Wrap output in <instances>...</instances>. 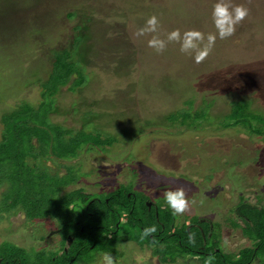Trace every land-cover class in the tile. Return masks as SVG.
Here are the masks:
<instances>
[{
    "label": "rangeland",
    "instance_id": "obj_1",
    "mask_svg": "<svg viewBox=\"0 0 264 264\" xmlns=\"http://www.w3.org/2000/svg\"><path fill=\"white\" fill-rule=\"evenodd\" d=\"M228 2L248 8L249 15L230 38L217 36L211 54L196 63L194 56L180 52L179 43H169L158 54L148 41L152 35L166 39L175 29L181 34L216 33L212 12L217 0H0V117L21 102L37 106L55 57L67 53L68 65L79 66L88 83L78 88L72 80L62 86L50 100L55 106L50 121L76 131L98 132L113 142L82 151L71 161L42 160L41 168L51 173L48 182L66 187L65 192L83 188L93 198L116 189L115 200H120V189H136L134 213L141 219L129 218L130 211L116 202L111 212H116L114 230L100 233L111 245L100 248L101 241L83 250L74 257L75 264H101L98 254L113 256L118 237V249L128 245L121 264H201L203 260L230 264L240 248L253 244L245 236H255L243 226H234V221L242 223L235 213L241 198L264 206V133L232 126L227 113L233 101L247 99L264 116V0ZM152 15L160 21L158 32L137 37V30ZM171 115L196 128L174 124ZM1 127L0 122V134ZM179 186L188 189L190 209L177 219L193 224L197 216L210 218L207 223L196 222L204 228L210 224V242L220 239L223 227L218 247L231 252L223 261L212 255L197 258L180 246L181 256L175 262L151 258L149 248L160 251L158 246L147 247L142 255V242L150 244L142 224L151 220L138 205L149 197L162 209L167 205L163 193ZM56 222H31L22 212L2 213L0 243L25 248L33 264L34 250H51L55 240L48 234ZM93 232L99 234L98 229ZM190 232L194 239L200 233L194 227ZM182 240L187 247L190 239ZM200 242L198 247L208 246ZM2 247L7 249L0 244V253ZM259 249L258 258L248 264H264ZM138 253L141 260L134 259L140 258Z\"/></svg>",
    "mask_w": 264,
    "mask_h": 264
},
{
    "label": "trees",
    "instance_id": "obj_2",
    "mask_svg": "<svg viewBox=\"0 0 264 264\" xmlns=\"http://www.w3.org/2000/svg\"><path fill=\"white\" fill-rule=\"evenodd\" d=\"M69 16H73V13ZM66 55L67 53H64L63 57L60 56L57 59L55 57V67L53 65L52 71L42 83L45 89L43 100L37 106L21 102L9 112H4L0 117L2 124L0 134V188L4 187L0 191V214L22 212L25 218L31 222L54 219L60 228L61 247L67 235L72 237L67 252L63 251L61 256H57L58 254L44 247L34 250L33 264H66L65 262L71 256L74 258L83 250L94 248L101 241L103 244L100 248L111 245V241L108 242L102 237L108 233L109 228L114 230L116 218L113 217L116 212L115 215L111 214L112 209L115 210L114 204L118 202L120 206L125 208L124 211H130L129 218H133L137 210L136 201L133 197L127 196V193L131 191L127 187L124 191L119 190L120 200L114 199L116 189L113 192L105 193L101 198L95 199L83 188H73L65 192L66 187H53V184L47 180V173L50 171L45 167L41 168L43 167L42 160L46 158L67 162L79 157L82 151H91L96 147L106 148L113 142L110 136L102 137L98 132L94 133L84 129L77 130L80 132V136L75 135L77 136L75 137L72 134H75L76 130L50 121L49 114L55 111L54 103L50 100L55 93L72 80L74 87L78 88L84 87L88 83H86L84 72L81 71L80 73L79 66L68 65L65 59L67 58ZM73 70L77 71V76L73 75ZM227 116L231 121L230 124L234 127L238 126L246 131L250 130L252 133H264V116L259 111L253 110L250 107V101L247 99L233 101ZM169 120H175L173 115L169 117ZM174 122L182 128H196V126L177 120ZM6 182H8V186L5 187L3 185ZM99 204L103 206L102 209L98 208ZM238 205L241 211L237 209L236 212L242 224L245 225L243 227L249 234L255 236L248 238H252L254 245L260 248V252L264 255V206L250 205L244 201V198L240 199ZM142 206V211L154 213L153 207L148 210L144 204ZM116 211L119 212L120 210ZM174 217L176 218L177 215H173L168 205H164L162 209H157V217L152 216V222L142 224L143 227L146 226L145 228H147V224L149 226L155 224L158 230L164 226V229L161 230V237L164 236L165 246L156 252L161 254L162 258L163 256L168 257L169 261H176L181 256L177 250L179 246L180 248H187L190 253L198 254L196 252L198 245H200L198 243L202 244L200 242L202 241L201 234H198L197 238L194 239L185 228H183L180 237L177 232L172 233L171 225ZM107 219H112V221ZM235 225L236 223H234ZM191 228L193 227L191 226L190 230ZM97 229L99 234L93 232ZM208 231L209 225L206 224L203 229L205 237ZM100 233L103 235L101 236ZM146 237L148 238V235ZM183 238L190 239L187 247L183 245ZM118 241H121L120 237H118ZM206 241L205 244L208 246L204 249L208 253L203 255H212L215 260L221 259L223 261L224 255H221L220 251H214L213 245L210 244L212 242L207 239ZM147 242L149 243L150 240L147 239ZM0 244L7 246V249L2 247L0 264H32L28 260L30 257L25 252V248L14 243V245L6 244L4 241ZM184 251L186 252V249ZM71 253L73 254L71 255ZM257 253L256 248H245L229 262L230 264H248L253 258H258ZM20 255L25 258H21ZM214 259L211 258L210 260L214 262ZM260 259L264 260V257ZM201 264L209 263L203 260ZM214 264L216 263L214 262Z\"/></svg>",
    "mask_w": 264,
    "mask_h": 264
},
{
    "label": "clouds",
    "instance_id": "obj_3",
    "mask_svg": "<svg viewBox=\"0 0 264 264\" xmlns=\"http://www.w3.org/2000/svg\"><path fill=\"white\" fill-rule=\"evenodd\" d=\"M249 15V9L242 6H232L228 0H217L213 7L212 17L216 28V33H209L207 36L198 30H187L181 34L179 29H175L167 34L166 39H161L158 35H152L148 41V46L153 48L158 54L163 53L167 45L171 42L180 44V52L194 56L196 63H202L212 52L217 36L220 39H228L236 32L239 25ZM160 21L156 15L149 17L145 25L139 28L136 36H144L150 33H157ZM188 189L184 186L166 190L163 193L164 199L171 209L173 215H183L190 209V201L187 195ZM155 226L145 228L143 235L147 236L156 232ZM101 264H115L114 258L109 253H104Z\"/></svg>",
    "mask_w": 264,
    "mask_h": 264
},
{
    "label": "flooded vegetation",
    "instance_id": "obj_4",
    "mask_svg": "<svg viewBox=\"0 0 264 264\" xmlns=\"http://www.w3.org/2000/svg\"><path fill=\"white\" fill-rule=\"evenodd\" d=\"M137 173V172H136ZM129 187H131V188H133V186H131V185H128ZM134 190H136V189H134ZM133 190V191H134ZM133 191H129L128 193H127V196L128 197H133V199L136 201V196H135V192H133ZM148 197V196H147ZM96 199V198H95ZM151 199L148 197V198H145L143 201H142V203L145 205V207L149 210V209H152V207L154 208V213H151V212H146V211H142V214L144 215V216H146L147 218H148V220H152V216H156L157 217V209H158V207L156 206V204L154 203V202H152V200L150 201ZM106 201H107V199H106ZM139 202H141V200H139ZM246 202V201H245ZM140 206V208L142 209L143 208V206L142 205H139ZM144 210V209H143ZM236 213V217L238 216L237 215V212H235ZM154 214V215H153ZM134 218H139L136 214L133 216ZM185 215H184V219H185ZM235 217V218H236ZM238 218H240L239 216H238ZM139 219H141V218H139ZM210 218H208V217H199V216H197V219H196V222H198V221H201V222H204V223H207L208 222V220H209ZM178 219H177V217L175 218L174 217V220H173V225H172V233H176L177 232V235H179V237H180V234L182 233V230H183V228H185L186 230H187V232H188V234L190 235L191 233H190V227L192 226V227H194L195 228V230H199V234H201V238H202V241H203V244H205V242H207L206 241V239L208 238V237H210V233H209V231H208V233L206 234V237H205V235H204V233H203V229H204V227L202 226V224H200V223H198V224H196V222L195 223H191V222H184V221H177ZM235 220V219H234ZM52 221H53V223L54 222H56L54 219H52ZM150 222H152V221H150ZM211 223V222H210ZM234 223H238L237 222V220H235L234 221ZM148 226H147V228H149L150 226L152 227V226H155L156 227V225L155 224H150V226H149V224H147ZM158 225V224H157ZM159 225L161 226L162 224H161V222L159 221ZM208 225H209V229H210V224L208 223ZM232 225V224H231ZM245 226V225H243L242 223H240V226ZM59 226H56L55 227V229H53V228H51V230H50V232H49V234H48V236L50 237V239L52 240V239H54L55 240V242L53 241V244H51L52 245V248H51V250H52V252H54V253H56V254H58L57 256H61V254L63 253V251L64 252H67V247L69 246V245H71V241H72V237L70 236V235H67L66 237H65V239H64V244L62 245V247H61V241H62V238H61V234H60V228H58ZM117 227H118V225H117ZM223 228V227H222ZM222 228H220V234H222L221 235V237H220V239L218 240H216L215 239V242H212V240H211V244L213 245V250L214 251H216V252H221L220 254L221 255H227V254H229V253H231V252H229V251H224V250H222V248L220 247H218L219 245H221V240L223 239V236H224V233H223V230H222ZM157 229V228H156ZM162 229H164V226H162V228H161V230ZM161 230H158L157 229V231L156 232H154V233H151V234H149L148 236H149V238H147V237H145L146 238V241H147V239L148 240H150V244H146V243H144V241L142 242V244L140 245V250H141V252H143V251H145V253H143L142 255H145L146 254V251H148L149 249V251H150V257L151 258H153V257H155L156 258V260L158 261V262H161V263H165V262H167V261H169V259H168V257H166V256H163V258H162V256H161V254H159V253H157L156 252V248L155 247H159V248H163L164 246H165V243L164 242H166L165 240H164V236L163 237H161ZM241 230V229H240ZM241 234H242V236H244L243 235V233H242V231H241ZM155 236H157L156 238H155ZM246 238H248L247 236H245ZM161 240H163V241H161ZM249 240L250 241H252L250 238H249ZM159 241H161V242H159ZM67 242H69V244L67 245ZM119 242L120 241H118V244L115 246V254L112 256L113 258H114V260H115V264H121V262H119V260H120V258L121 257H123L124 255H125V253H128V251H127V246H124L123 247V251L122 250H120V249H118L117 248V246L119 245ZM252 243L253 244H251V246H245V247H242V248H240L238 251H237V253L239 254L243 249H245V248H257V246H255L254 244V242L252 241ZM131 245H133V247L135 246V244H134V242L131 244ZM136 246H137V244H136ZM150 246H154V252L152 251V249L151 248H149V249H147V247H150ZM204 245H201V246H199L197 249H196V252L198 253V254H195V256H197V258L198 257H200L201 255H203V254H205L206 252L208 253V251H205V249H204ZM138 249V248H137ZM139 250V251H140ZM101 252V255H99L98 254V256H100L99 257V259L100 260H102V256H103V252L102 251H100ZM131 252H132V250H131ZM209 253H210V251H209ZM138 255L140 256V258H134V259H138V260H141V258H143L142 257V255L140 254V253H138ZM220 255V256H221ZM136 256V255H135ZM134 256V257H135ZM222 257V256H221ZM54 258V257H53ZM223 258V257H222ZM179 259V258H178ZM178 259L176 260V261H178ZM224 259V258H223ZM173 262H175V261H173ZM66 264H75V262H74V258L71 256L70 258H69V260H67L66 262H65Z\"/></svg>",
    "mask_w": 264,
    "mask_h": 264
},
{
    "label": "water",
    "instance_id": "obj_5",
    "mask_svg": "<svg viewBox=\"0 0 264 264\" xmlns=\"http://www.w3.org/2000/svg\"><path fill=\"white\" fill-rule=\"evenodd\" d=\"M69 244V242H67V245Z\"/></svg>",
    "mask_w": 264,
    "mask_h": 264
}]
</instances>
